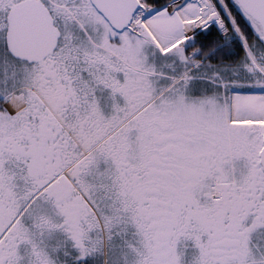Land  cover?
<instances>
[{
  "label": "snow or ice",
  "instance_id": "1",
  "mask_svg": "<svg viewBox=\"0 0 264 264\" xmlns=\"http://www.w3.org/2000/svg\"><path fill=\"white\" fill-rule=\"evenodd\" d=\"M0 264H264V0H0Z\"/></svg>",
  "mask_w": 264,
  "mask_h": 264
}]
</instances>
